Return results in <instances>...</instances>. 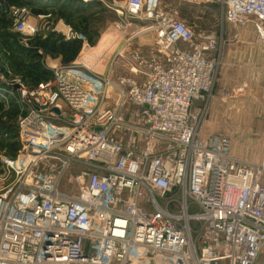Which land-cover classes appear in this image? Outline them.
<instances>
[{
  "label": "built area",
  "instance_id": "built-area-1",
  "mask_svg": "<svg viewBox=\"0 0 264 264\" xmlns=\"http://www.w3.org/2000/svg\"><path fill=\"white\" fill-rule=\"evenodd\" d=\"M219 3L226 22L264 40V0ZM115 12L122 35L139 29L122 51L153 38L148 52L130 51L128 75L73 63L33 88L13 81L24 114L21 150L2 160L0 264H264V156H232L227 138L201 136L192 111L215 84L216 37L161 0ZM14 15L19 32L38 34L25 9ZM74 39L87 48L68 28Z\"/></svg>",
  "mask_w": 264,
  "mask_h": 264
},
{
  "label": "rangeland",
  "instance_id": "rangeland-1",
  "mask_svg": "<svg viewBox=\"0 0 264 264\" xmlns=\"http://www.w3.org/2000/svg\"><path fill=\"white\" fill-rule=\"evenodd\" d=\"M25 1L34 2L37 7L9 4L5 0H0L1 62L9 53L18 62L30 61V58L25 55L17 54L16 56L12 50L7 48L13 43L11 39L13 35L19 34L21 43L22 38L28 39L30 43L38 37L46 38L49 32H54L65 39L68 28L77 32L64 20L55 18L54 11L61 6H66L72 12L82 10L78 12L95 13L93 20H90V26L99 33L100 38L98 37L99 40L97 38L95 47L89 54L83 55V62L89 67L96 66L93 69L99 76H104L110 65H113V73L126 74L128 72L126 63L129 58L130 62L132 61L131 54L124 51L122 52L125 54L123 57L119 56L120 51V54H116L122 43L117 40V37L125 42L132 33H136L139 29L138 26L131 25L127 33L122 35L115 26L118 20L115 10L124 8L127 0H111L112 2L109 0ZM93 2H98V6L83 10ZM210 5H215V8L210 9ZM161 7L175 15L185 25L188 22L194 23L195 27L207 30L216 37L218 42L217 51L214 54L218 69L213 90L210 96L200 99L196 106V112L201 121V136L204 138L223 136L230 141V151L234 156L247 161L260 162L264 156V41L259 38L252 24L234 26L227 23L219 13V0H161ZM41 8L46 10V14L50 17L35 13ZM15 9L26 10L27 22L38 29L36 36L17 30ZM43 16L45 18L41 19ZM151 43L152 37L147 33H141L130 41L128 51L136 49L144 51L151 47ZM112 44H114L113 48H111ZM1 48L6 50L5 54L1 52ZM87 48H90L88 44ZM10 73L8 80L4 78V74H0V82H8L15 86L13 81L16 78L12 70ZM73 184L71 175L66 176L63 182L64 188L70 190ZM70 191H74V188Z\"/></svg>",
  "mask_w": 264,
  "mask_h": 264
},
{
  "label": "trees",
  "instance_id": "trees-1",
  "mask_svg": "<svg viewBox=\"0 0 264 264\" xmlns=\"http://www.w3.org/2000/svg\"><path fill=\"white\" fill-rule=\"evenodd\" d=\"M5 1L9 4H19L22 6L29 5L33 6V8L37 7L34 2L28 3L25 0ZM98 4V2H93L88 8H83V10L90 9L91 6L97 7ZM78 11L82 10L72 12L71 10H68L66 6H61L54 11V13L57 20H64L67 24L71 25L75 31L84 34L87 38L88 45L93 47L99 37V33L95 32L90 26V20H93L95 13L83 14ZM35 13L47 15L46 10L42 8L40 10L37 9ZM11 39L13 41V43L9 45L11 48H7L12 50L16 56L17 54L25 55L30 58V61L27 63L18 62L17 59L9 53L2 62L0 61V74L8 75V72L12 70L14 75L20 77L23 82L31 85V88L52 79V73L46 68V62L48 60L56 61L61 66H69L75 62L83 48L82 41L77 39L66 40L63 36L57 35L54 32H49L46 38L38 37L33 39L27 47L21 43V36L19 34H17V36L13 35ZM1 52L5 54L6 50H2L1 48ZM3 86H5V84L0 82V88ZM7 87L12 89L13 86L8 84ZM8 103L9 110L4 112L3 104L0 103V137L1 135L4 136V134H10L13 132V134L11 133V136L17 138V134L9 127V123H11V121H16L20 112H17V106L14 104L13 100H9ZM23 114L24 112H22L21 116ZM0 145H2V147L5 146L4 142L0 143ZM7 145V150L9 147L10 151L17 148V142Z\"/></svg>",
  "mask_w": 264,
  "mask_h": 264
},
{
  "label": "crops",
  "instance_id": "crops-1",
  "mask_svg": "<svg viewBox=\"0 0 264 264\" xmlns=\"http://www.w3.org/2000/svg\"><path fill=\"white\" fill-rule=\"evenodd\" d=\"M111 1V0H110ZM112 2V1H111ZM215 8V5H210V9H214ZM218 10H219V13L220 14H222V11H221V7H218ZM222 16H223V14H222ZM223 18H224V16H223ZM225 20V19H224ZM185 22V21H184ZM187 23V22H186ZM228 23V22H227ZM187 26L189 27V28H191L196 34H198V33H201V32H206V33H210V32H208L207 30H204V29H202V28H197V26L195 27V25H194V23H187ZM150 37H152V35H150V34H148ZM100 38V37H99ZM99 38H98V40H99ZM117 40L118 41H120V42H122L121 43V46H120V48H119V50L118 51H116V54L117 53H119V51L121 52V54H122V56L121 57H123L125 54H123L122 52V48H123V46H124V44H125V42H123L122 40H120L118 37H117ZM152 41H153V38H152ZM262 41H264V40H262ZM97 43H98V41H97ZM89 46V45H88ZM113 46H114V44H112L111 45V48H113ZM151 47H152V43H151V45H150ZM90 47V46H89ZM95 46H93V47H90V48H85L84 46H83V48H82V51H81V53L79 54V56H78V58L75 60V62H73V63H79V64H83L85 67H87V68H89V69H91V70H93L94 71V69L93 68H96V66H92V67H89V66H87L84 62H83V60H82V57H83V55L84 54H89V52L94 48ZM151 47H149L148 49H146V50H144L143 52L144 53H146V52H148L150 49H151ZM88 49V50H87ZM111 51V50H110ZM125 53H128L129 55H130V51H128V52H125ZM120 54V53H119ZM128 54H127V57H128ZM130 57V56H129ZM72 63V64H73ZM127 64V67H128V65L130 64V58L128 59V63H126ZM55 65H58V66H61L60 64H58V62H56V61H51V60H48V62H46V68L52 73V70H51V68L53 67V66H55ZM112 68H113V65L111 66L110 65V68H109V70L105 73V75H107V74H109V73H111L113 76H115V77H117V76H120V75H128L127 73L128 72H126V74H119V73H113V70H112ZM127 71H128V69H127ZM14 74V73H13ZM2 76H4V75H2ZM10 76H11V73L10 72H8V75H5V79L6 80H8L7 78H10ZM14 77L15 78H20V77H18V76H16V75H14ZM52 78H53V73H52ZM21 79V78H20ZM52 80V79H51ZM25 83V82H24ZM3 84H5V86H3V87H1L0 88V103H2L3 104V112L4 111H8L9 110V100H13V102H14V104L17 106V112H20V114H19V116L17 117V120L16 121H11V123H9V127L10 128H12V130L17 134V138H13L12 136H11V133L13 134V132H11L10 134H4V136L3 135H1V137H0V143H2V142H4V147H2V145H0V177L1 176H3L4 174H5V166L3 165V163H2V160H3V158H10V159H12V158H15L16 156H18V154H19V152H20V150H21V142H20V137H19V127H18V120H19V118L21 117V114H22V112H23V108H21V105H20V103H19V100H20V95H19V93H18V91H17V85H11V86H13L12 87V89H10L9 87H7L8 86V82L7 83H3ZM25 85L26 86H28V87H32L31 85H29V84H27V83H25ZM198 101L199 100H197L195 103H194V106H193V109H192V111H193V113H195V114H197V112H196V106H197V104H198ZM5 120H6V118H5ZM4 138V139H3ZM13 142H17V148L15 149V150H13V151H10V149H9V147H8V150H7V147L6 146H8L7 144H10V143H13ZM230 153H231V151H230ZM231 155L232 156H234L232 153H231ZM234 157H236V156H234ZM236 158H238V157H236ZM238 159H240V160H243V159H241V158H238ZM243 161H246V162H250V163H258V162H252V161H247V160H243ZM1 187V186H0Z\"/></svg>",
  "mask_w": 264,
  "mask_h": 264
},
{
  "label": "water",
  "instance_id": "water-1",
  "mask_svg": "<svg viewBox=\"0 0 264 264\" xmlns=\"http://www.w3.org/2000/svg\"><path fill=\"white\" fill-rule=\"evenodd\" d=\"M56 112V111H55Z\"/></svg>",
  "mask_w": 264,
  "mask_h": 264
}]
</instances>
